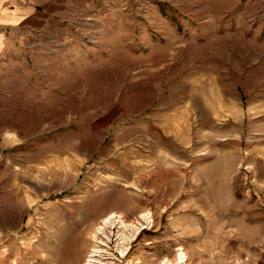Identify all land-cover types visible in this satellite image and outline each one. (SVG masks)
Masks as SVG:
<instances>
[{"label": "rangeland", "instance_id": "obj_1", "mask_svg": "<svg viewBox=\"0 0 264 264\" xmlns=\"http://www.w3.org/2000/svg\"><path fill=\"white\" fill-rule=\"evenodd\" d=\"M0 40V264H264V0H50Z\"/></svg>", "mask_w": 264, "mask_h": 264}, {"label": "crops", "instance_id": "obj_2", "mask_svg": "<svg viewBox=\"0 0 264 264\" xmlns=\"http://www.w3.org/2000/svg\"><path fill=\"white\" fill-rule=\"evenodd\" d=\"M50 0H0V40L8 33L19 32L23 27L46 19Z\"/></svg>", "mask_w": 264, "mask_h": 264}]
</instances>
